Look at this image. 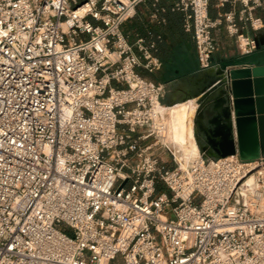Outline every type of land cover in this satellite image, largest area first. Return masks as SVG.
Returning <instances> with one entry per match:
<instances>
[{
  "label": "built area",
  "instance_id": "obj_1",
  "mask_svg": "<svg viewBox=\"0 0 264 264\" xmlns=\"http://www.w3.org/2000/svg\"><path fill=\"white\" fill-rule=\"evenodd\" d=\"M146 1L0 0V264H264V158L182 167L157 43L123 32ZM171 11L201 70L222 28L239 58L261 49L264 0Z\"/></svg>",
  "mask_w": 264,
  "mask_h": 264
},
{
  "label": "water",
  "instance_id": "obj_2",
  "mask_svg": "<svg viewBox=\"0 0 264 264\" xmlns=\"http://www.w3.org/2000/svg\"><path fill=\"white\" fill-rule=\"evenodd\" d=\"M260 51L200 70V88L178 104H164L170 108L196 101L195 136L201 153L213 152L214 160L236 155L243 161L264 158V53Z\"/></svg>",
  "mask_w": 264,
  "mask_h": 264
},
{
  "label": "crops",
  "instance_id": "obj_3",
  "mask_svg": "<svg viewBox=\"0 0 264 264\" xmlns=\"http://www.w3.org/2000/svg\"><path fill=\"white\" fill-rule=\"evenodd\" d=\"M177 1L147 0L138 7L136 17L127 21L128 24L126 22L123 26V32L131 42L141 37L147 42L155 41L157 43L158 51L156 55L162 61V67L155 74H145V76L150 81L161 82L166 85L167 90L163 102L168 106L178 104L185 99L187 94L200 88L203 79L197 75L201 69L198 63L196 46L192 35L184 30L183 14L180 24H171L167 20V12L171 11L173 4ZM154 14H157L159 20L162 21L161 23L151 18ZM216 40L222 49V53L220 56L213 58L214 66L219 62L239 59L236 42L228 37L224 28L216 32ZM259 40L261 46L259 53H264V32L260 35ZM176 106L165 109L168 128L170 127L172 110ZM165 124L166 122L162 124V127ZM179 149L181 151H178L184 152L180 147ZM173 152L177 156L178 153L175 150ZM201 155L205 156L206 159L216 158L211 151L201 153Z\"/></svg>",
  "mask_w": 264,
  "mask_h": 264
},
{
  "label": "bare ground",
  "instance_id": "obj_4",
  "mask_svg": "<svg viewBox=\"0 0 264 264\" xmlns=\"http://www.w3.org/2000/svg\"><path fill=\"white\" fill-rule=\"evenodd\" d=\"M196 101L189 103H182L176 106L171 113V121L169 127V137L172 139L175 145H178L188 156L192 159L193 163L199 158V146L195 136L194 118L196 115ZM165 113H167L164 110ZM164 114V113H163ZM159 125L155 123V126ZM202 155H200L201 157ZM182 167H186L182 166ZM254 170H258L257 165L254 166ZM259 174L250 177L246 183V187L249 193H252L255 189L261 188L259 183V175L264 178V168L259 170ZM247 198L249 195L247 194ZM262 203L264 206V192L262 196Z\"/></svg>",
  "mask_w": 264,
  "mask_h": 264
},
{
  "label": "rangeland",
  "instance_id": "obj_5",
  "mask_svg": "<svg viewBox=\"0 0 264 264\" xmlns=\"http://www.w3.org/2000/svg\"><path fill=\"white\" fill-rule=\"evenodd\" d=\"M127 24H128V22H127ZM153 82H155V81H153ZM155 83H157V84H163V83H161V82H155ZM159 126H160V124H159ZM158 125L156 126V128L158 127L159 128V130L162 128V124H161V126L159 127ZM164 128V127H163ZM150 141V140H149ZM169 142H170V144H171V146H172V149H173V151L175 150L178 154H177V156H178V161L181 163V165L182 166H185L186 165V167H188L190 164H192L193 163V161H192V159H190V158H188V156L186 155V153L185 152H180L181 150L179 149V147H176L177 145H175L174 143H173V141H172V139H170V137H169ZM175 146V147H174ZM199 146V145H198ZM178 150H180V151H178ZM158 154H160V156H161V158H162V160L164 161V162H166V163H168V164H172V161H171V159H170V157L167 155V153L164 151V150H162V149H160V150H158ZM175 154V153H174ZM199 158H200V155H201V150H200V147H199ZM177 156H176V158H177ZM264 167H262V168H259L258 170H261V169H263Z\"/></svg>",
  "mask_w": 264,
  "mask_h": 264
},
{
  "label": "trees",
  "instance_id": "obj_6",
  "mask_svg": "<svg viewBox=\"0 0 264 264\" xmlns=\"http://www.w3.org/2000/svg\"><path fill=\"white\" fill-rule=\"evenodd\" d=\"M167 20L171 24H180L182 21V14L178 12H171L170 10L167 12Z\"/></svg>",
  "mask_w": 264,
  "mask_h": 264
}]
</instances>
